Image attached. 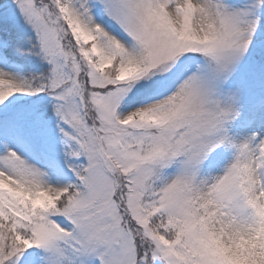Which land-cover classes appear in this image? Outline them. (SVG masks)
I'll use <instances>...</instances> for the list:
<instances>
[{"label": "snow or ice", "instance_id": "1", "mask_svg": "<svg viewBox=\"0 0 264 264\" xmlns=\"http://www.w3.org/2000/svg\"><path fill=\"white\" fill-rule=\"evenodd\" d=\"M0 264H264V0H0Z\"/></svg>", "mask_w": 264, "mask_h": 264}]
</instances>
